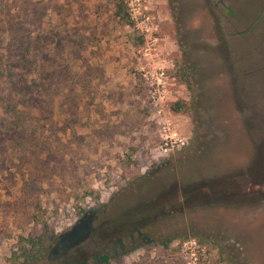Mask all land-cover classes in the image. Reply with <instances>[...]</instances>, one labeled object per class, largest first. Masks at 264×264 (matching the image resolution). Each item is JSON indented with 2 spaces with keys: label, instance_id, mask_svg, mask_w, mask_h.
Masks as SVG:
<instances>
[{
  "label": "rangeland",
  "instance_id": "rangeland-1",
  "mask_svg": "<svg viewBox=\"0 0 264 264\" xmlns=\"http://www.w3.org/2000/svg\"><path fill=\"white\" fill-rule=\"evenodd\" d=\"M4 3L37 102L31 142H0V264H95L154 224L167 248L109 264H188L190 240L197 264H264V0ZM2 86L10 120L26 92ZM161 134L186 144L165 154Z\"/></svg>",
  "mask_w": 264,
  "mask_h": 264
},
{
  "label": "trees",
  "instance_id": "trees-1",
  "mask_svg": "<svg viewBox=\"0 0 264 264\" xmlns=\"http://www.w3.org/2000/svg\"><path fill=\"white\" fill-rule=\"evenodd\" d=\"M4 0H0V91L3 88V84H11L13 86V95L19 96L22 93L24 99L20 102L17 100H9L3 102L1 107L5 111L7 108H11L9 113L12 114V119L8 120L4 117H0V142H31L28 139L27 134L29 129L22 124L26 120L25 115L29 107H34L36 105V97L33 91L35 90V82L31 85H25L23 83V74L28 64L33 62L30 60V48L28 45L25 46L22 34L20 33V20H16L9 9L6 7ZM121 18L125 21L127 17L124 14V9L122 5L117 6ZM5 8V9H3ZM127 23V22H126ZM8 34V38L4 39V36ZM6 43V47H2L3 43ZM43 87V85H41ZM38 90V89H36ZM20 92H22L20 94ZM35 102V103H34ZM180 104L176 103L174 109L178 110ZM31 134V133H30ZM152 225L149 230L137 229L133 231L125 240H119L114 244L109 254L104 253L98 255L95 258V264H109L111 260H119L121 257L129 255L133 248H143L145 245L153 243L154 245H159L167 248L169 244L176 238V236L170 235L169 237H162L159 233V229ZM151 232H154L152 236ZM40 243L43 244L45 238H39ZM39 243V244H40ZM135 244H138L135 246ZM32 245L35 243L32 240ZM134 246V247H133ZM43 247V245H42Z\"/></svg>",
  "mask_w": 264,
  "mask_h": 264
},
{
  "label": "built area",
  "instance_id": "built-area-1",
  "mask_svg": "<svg viewBox=\"0 0 264 264\" xmlns=\"http://www.w3.org/2000/svg\"><path fill=\"white\" fill-rule=\"evenodd\" d=\"M165 73L162 68H159V72L153 76L148 82L150 100L154 105L160 104L165 99L166 93V81L164 80ZM148 79V78H147ZM186 140L179 136H170L167 134H161V150L167 154L175 149H179L185 146ZM183 248L188 251L190 261L188 264H197L196 249L197 245L194 240H190L183 243Z\"/></svg>",
  "mask_w": 264,
  "mask_h": 264
}]
</instances>
